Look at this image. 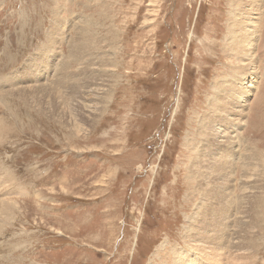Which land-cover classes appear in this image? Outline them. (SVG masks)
I'll return each mask as SVG.
<instances>
[{
    "label": "rangeland",
    "instance_id": "374dc122",
    "mask_svg": "<svg viewBox=\"0 0 264 264\" xmlns=\"http://www.w3.org/2000/svg\"><path fill=\"white\" fill-rule=\"evenodd\" d=\"M231 4L0 0V264H172L186 246L206 251L193 246L194 229L224 242L247 235L242 248L255 246L234 263L264 264V0L252 14L257 25H239L254 29L247 67L224 37ZM81 27L88 50L71 61ZM53 34L54 47L45 49ZM38 74L41 83L60 78L61 92L52 91L60 110L76 100L87 107L76 117L67 112L63 124L9 94L15 85L30 88ZM238 78L237 103L215 108L212 98L224 99L216 86ZM224 115L229 120L218 125ZM215 125L221 134L240 130L231 148L218 143ZM246 147L245 170L236 159L227 172L222 156ZM220 200L229 206L224 213ZM247 207L262 222L238 238ZM224 215L231 234L219 232Z\"/></svg>",
    "mask_w": 264,
    "mask_h": 264
},
{
    "label": "bare ground",
    "instance_id": "6f19581e",
    "mask_svg": "<svg viewBox=\"0 0 264 264\" xmlns=\"http://www.w3.org/2000/svg\"><path fill=\"white\" fill-rule=\"evenodd\" d=\"M255 10H258V12H260V7H259V0H245V2H239L238 3V0H232V4L230 5V8H229V11H228V17H229V19H228V21L229 22H231V23H228V21H227V25H226V33H225V35H224V37H225V39L227 40L228 38L230 39V38H232V41H231V45H232V48L233 47H237V46H239V50L238 51H240L239 52V54H242L243 56H240V59H241V57H243V65L244 66H249L253 61H252V51H251V49L253 48V46H252V43L250 42V39H252V38H254L255 36L254 35H251V33L250 32H254V29H252V28H249L250 30V32L248 31V29H246V31L245 30H241L240 32L238 31V29H239V25H240V22H241V20L242 19H245V22H247L246 24V26H251L252 24H254V26H256L257 25V23H258V19H259V16H257V15H252V14H256V13H254V12H256ZM157 12V11H156ZM261 13V12H260ZM58 17V16H57ZM56 17V18H57ZM80 20V19H79ZM54 24H52V25H56L55 24V22H53ZM58 23H59V21H58ZM60 24V23H59ZM250 24V25H249ZM86 25V24H85ZM51 26V25H50ZM59 26V25H58ZM89 26V25H88ZM62 27V26H61ZM50 28V27H49ZM51 28H52V26H51ZM53 28L56 30V31H58L57 30V28L58 27H54L53 26ZM84 28H86V27H84ZM51 31L53 30V29H50ZM54 30V31H55ZM62 30V29H61ZM82 30V27L80 28V31ZM50 31V32H51ZM83 31V30H82ZM81 31V34H82V37H81V40H82V43L78 46V44L77 45H74L73 43L71 44L72 45V47H74V48H76V50H71V52H70V58H71V61H76V62H80L81 60H82V56L83 55H85V50H86V45H85V40H86V38H83V36H84V33ZM89 31V30H88ZM49 32V33H50ZM52 33H54L53 31H52ZM61 33H62V31H61ZM89 33H91L90 31H89ZM88 33V34H89ZM54 34H56V33H54ZM54 34L52 35V37L51 36H48V37H51L50 38V40L49 41H47V42H50L49 44H47L46 45V47H45V49H47V47H54V44H55V39L53 38L54 37ZM92 34V33H91ZM51 35V34H50ZM63 36V35H62ZM61 36V37H62ZM65 37V36H64ZM60 39V38H59ZM63 39H65V38H63ZM87 40H89V39H87ZM95 40V39H94ZM63 41V40H62ZM225 42V41H224ZM88 42H86V44H87ZM43 44V43H42ZM89 44H90V42H89ZM88 50V49H87ZM87 50H86V52H87ZM218 50V49H217ZM47 52H50V51H52L51 49H48V50H46ZM58 52V51H57ZM73 53H76V54H73ZM40 54V53H39ZM77 54H80L79 56H77ZM246 54H247V56H246ZM74 57H73V56ZM86 56V55H85ZM84 56V57H85ZM111 60V59H110ZM92 63V62H91ZM58 64V63H57ZM241 64V65H242ZM39 65V64H38ZM93 66V65H92ZM95 66V65H94ZM66 67L67 66H64V69H66ZM242 67V66H241ZM70 68H71V66H68L67 67V69H68V71L66 72L67 74H69V72H70ZM244 71H246V69L244 68L243 69ZM65 71V70H64ZM252 72H253V70H251ZM46 72V71H45ZM257 72H258V70H257ZM257 72H253V74H257ZM244 73V72H243ZM16 75V74H15ZM10 77V76H9ZM14 77V76H13ZM36 77H38V78H40V74H38L37 76H35V77H32L31 79H33L34 81L36 80L37 82L35 83V84H32V86L30 87V88H28V87H19L18 88V85H15V84H12L13 82L11 81V84L12 85H15V86H12L10 89H12V90H10V95H17L21 100H23V101H25L26 103H32V104H35V105H37L39 108H41V110H43V112H45L46 113V115L48 114V115H50V116H57V114H58V116H59V120L62 122V118L64 119V121H66L65 120V116H66V113L67 112H69V113H71V115H72V117H76V116H78V115H80V110H78V107H80L81 105L82 106H86L87 107V103H86V101H85V103H82V102H80V101H77L76 100V102L74 103V104H68V102L66 103V106L67 107H63L62 108V110H60L59 109V107H58V105L55 103V99H53L54 98V95H53V93H52V91H54L55 90V93H56V90L58 91V95H59V92H61L60 91V87H62L63 86V84L61 83V81H60V78L58 77V78H56V80H54V81H49L48 80V78H47V83H41V82H38V80L36 79ZM48 77V76H47ZM5 78V77H4ZM7 78V77H6ZM3 80V79H2ZM5 81H6V79H5ZM4 83V82H3ZM9 83V82H8ZM7 83V84H8ZM79 83V82H78ZM222 83H224V84H222ZM7 84L5 85V86H7ZM10 84V85H11ZM233 84H234V86H232V84H231V82L230 81H222L221 82V84H220V86H216L217 88H216V90L221 94V96L224 98V99H219V98H216V97H213L212 98V100H211V103H213L214 105H215V108H219V109H226V108H229L228 106L230 105V104H234V103H237V98H239L240 97V93H244L243 91H244V89L242 88V87H240L241 85H242V78H238V79H235V81L233 82ZM71 85V82L68 84V85H66L67 86V88L66 89H68L69 88V86ZM111 85V84H110ZM248 85H249V83H248ZM250 85H252V84H250ZM231 86V87H230ZM10 87V86H9ZM8 87V88H9ZM229 87H230V89H229ZM254 87V86H253ZM4 88V87H3ZM99 88H100V86H99ZM214 89H215V86H214ZM108 90V89H107ZM7 91H9V90H7ZM93 91V90H92ZM4 92V91H3ZM5 93V92H4ZM3 93V94H4ZM6 93H8V92H6ZM61 94V93H60ZM99 94V93H98ZM223 94V95H222ZM6 95V94H5ZM226 95V97H224ZM7 96V95H6ZM108 96V95H107ZM8 97V96H7ZM105 97H106V95H105ZM11 98V97H10ZM79 98V97H78ZM45 99V100H44ZM50 99H51V101H50ZM108 99V98H107ZM203 99L204 98H202L201 99V101H203ZM44 100V101H43ZM109 100V99H108ZM57 101H59V100H57ZM62 101V100H61ZM103 101V100H102ZM47 104H46V103ZM61 103V102H60ZM60 103H58L59 105H61ZM64 104H65V102H63ZM62 103V104H63ZM101 103V102H100ZM205 103H206V101H205ZM98 104V103H97ZM194 107H198L197 105H195ZM207 107V106H206ZM85 108V107H84ZM84 108H82L81 107V109H84ZM90 108V107H89ZM97 109V108H96ZM98 109H99V107H98ZM75 110H77V111H75ZM205 110V109H204ZM75 111V112H74ZM94 111V110H93ZM74 112V113H73ZM95 112H96V114H98L97 113V111L95 110ZM94 112V113H95ZM94 113H91V115H88V114H86V116L88 117H94ZM68 114V113H67ZM234 114V112H232L231 111V115H233ZM70 115V116H71ZM74 115V116H73ZM69 116V115H68ZM224 120H220L219 121V124L218 125H221V124H223L224 122H226V121H228L229 120V118L226 116V115H224ZM235 117H233V119H234ZM75 119V118H74ZM237 119H239L238 117H237ZM57 120V119H56ZM82 120V119H81ZM81 122H83V121H81ZM63 123V122H62ZM64 124V123H63ZM216 126L217 125H215L214 126V129H213V132H215L216 134H214V135H216V137H217V139L219 138V141H218V143H224V144H227V146L226 145H224V144H220V145H223V147L225 146L226 148H231L232 147V145H233V143H235V142H233V140H232V137H234L235 138V136H237V139H239V134L241 135V132H240V130L238 129V128H236V129H234V132H232V135L230 134V133H225V132H222V134L220 133V132H218V131H216ZM66 127V126H65ZM208 132V131H207ZM213 134V133H212ZM238 142V141H237ZM18 143H19V141H18ZM221 147V146H220ZM219 144H217L216 146H215V149L216 150H218L219 151ZM251 148V147H250ZM221 149V148H220ZM243 149V148H242ZM245 149H247V150H245L244 152H243V154L242 155H239V154H236V156H234V151H229L228 152V154L226 155V156H222V157H224L225 159H226V161L227 162H229V165H228V170H227V172L228 171H230L231 172V166L233 165L232 163H233V161H236V159H239V161H240V163H241V166H242V171H244L245 170V167L250 163V156H252V153L251 152H249V149H248V147H246ZM253 153H255V152H253ZM259 153V152H258ZM217 154H215L214 156H216ZM228 155H230V156H228ZM214 156H212V157H214ZM228 156V157H227ZM260 156V155H259ZM214 159V158H213ZM235 159V160H234ZM246 161H248V162H246ZM262 161V160H261ZM254 163H255V161H253ZM238 164V163H237ZM247 164V165H246ZM240 165V164H239ZM263 165V164H262ZM235 166H237L236 165V162H235ZM235 169V168H234ZM238 170V169H237ZM237 173V172H236ZM230 174H232V173H230ZM236 175V174H235ZM243 175V174H242ZM230 177H231V175H230ZM57 178V177H56ZM234 179V178H233ZM232 179V180H233ZM224 180H227V179H224ZM223 180V181H224ZM243 181H241V183H242ZM62 183V182H61ZM117 183V182H116ZM246 183V182H245ZM65 184V183H64ZM228 184V183H227ZM229 185V184H228ZM245 185V184H244ZM61 186V185H60ZM231 186V185H230ZM243 186V185H242ZM233 189V188H232ZM243 189V188H242ZM229 190V189H228ZM232 191H230V192H228L227 194H230V196H232V198H229L227 201H230V204H228V205H232L233 204V202H236V198L234 197V191H233V193H231ZM263 193V192H262ZM244 194H245V192H244ZM224 195V194H223ZM249 196V194L246 196V197H248ZM40 197V196H39ZM239 197L240 198H243V197H241L240 195L238 196V199H239ZM240 200V199H239ZM239 200H237V201H239ZM242 200V199H241ZM246 199H244V201H245ZM226 202V201H225ZM242 202V201H241ZM247 202H248V200H247ZM246 201H245V203H247ZM3 203V202H2ZM229 203V202H228ZM237 203V202H236ZM240 202H238V204H239ZM264 203V202H263ZM4 204V203H3ZM223 203H222V200H220V205H222ZM243 204V203H242ZM241 204V205H242ZM261 204V203H260ZM11 205V204H10ZM224 206H221V211H222V213H224L226 210H227V208L229 207V206H226V203L225 204H223ZM256 206V205H255ZM253 207V206H252ZM15 208H17V207H15ZM11 209V207L8 205V204H5V205H3V207H2V213L4 212V213H8V211ZM240 209V208H239ZM242 209V208H241ZM247 209H248V216L246 217V221H240V225L238 226V230H239V232H238V234H239V236H238V238L239 237H242V235H244L243 234V232L245 233L246 232V230H248L249 232H254V230L255 229H259L260 228V224H261V212H259L258 210H256V209H252L251 210V208H248L247 207ZM12 210V209H11ZM14 210V209H13ZM246 210V209H245ZM10 212V211H9ZM232 213V212H231ZM245 213V212H244ZM226 214V213H225ZM227 214H228V211H227ZM227 214H226V216H227ZM3 215V214H2ZM230 215V214H229ZM228 215V216H229ZM239 215V214H238ZM7 217H8V215H6ZM226 216L224 215L223 217H222V220H221V222H220V233L221 232H227V233H229V234H231V232H230V227H228L227 228V226H229L230 224H232V222H230V221H227V222H230V223H227L225 220H226ZM6 217V218H7ZM196 217H197V215H196ZM264 217V216H263ZM5 219V218H4ZM195 219V218H194ZM194 219H192V220H194ZM247 219L248 220H250V221H252L250 224H248L247 223ZM3 220V219H2ZM241 220V219H240ZM235 226H237V225H235ZM249 228V229H248ZM194 231H196V233L198 234V238L199 239H195V240H193L194 242H193V246L195 247V248H198V249H200L199 248V244L201 243L202 245H203V247L206 249V251L205 252H203L202 250V252L200 253L199 251H197L196 249H194V248H190V247H188V246H186V247H184V248H182V253L181 254H179V251L178 252H175V253H177L176 255H175V257H174V259H173V263L172 264H235L234 262L235 261H237L239 258H240V253H241V250L243 251L245 248H248V247H250L251 248V246H255V242H253V243H248V244H250V245H248V247H246V246H243L244 248H242V245H244V243L242 242L246 237H248L246 234V237L244 238V239H241L240 240V238L236 241V242H233L231 239H230V243H232L231 244V247H228V246H226L229 242L227 241V242H224L225 240H224V238H223V236H225V235H223L222 236V234H220V235H218L217 234V232H212L210 235H206L204 232H201L199 229H194ZM247 231V232H248ZM260 231V230H259ZM258 232V231H257ZM237 232H235V230H233V233H232V235H235ZM251 233H248V234H251ZM228 236V235H227ZM256 236H258L257 234H256ZM237 237V236H236ZM252 237H253V235H252ZM235 238V237H234ZM257 238V237H256ZM233 239V238H232ZM226 240H227V238H226ZM249 240V239H248ZM251 241H252V239H250ZM250 240H249V242H250ZM243 243V244H242ZM246 244V243H245ZM166 245V244H165ZM164 245V246H165ZM163 246V247H164ZM253 246V247H254ZM253 247H252V249H253ZM230 248H232L231 249V251L228 253V250L230 249ZM174 249V248H173ZM250 250V249H249ZM238 251V253L236 254V252ZM244 251H246V249L244 250ZM248 251V250H247ZM136 253V252H135ZM246 253H248V252H246ZM246 253H244V254H246ZM252 253V252H251ZM250 253V254H251ZM249 254V253H248ZM14 255V254H13ZM247 256V255H246ZM23 257V256H22ZM25 258V257H24ZM30 259H31V257H30ZM14 262V261H13ZM243 262V261H242ZM245 262V261H244ZM248 263V262H247ZM243 264V263H242Z\"/></svg>",
    "mask_w": 264,
    "mask_h": 264
}]
</instances>
